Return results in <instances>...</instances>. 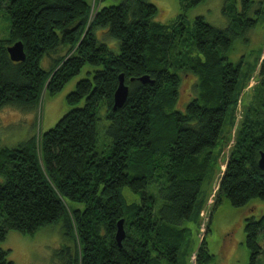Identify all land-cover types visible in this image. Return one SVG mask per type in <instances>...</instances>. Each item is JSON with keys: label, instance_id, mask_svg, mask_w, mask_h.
Instances as JSON below:
<instances>
[{"label": "trees", "instance_id": "obj_1", "mask_svg": "<svg viewBox=\"0 0 264 264\" xmlns=\"http://www.w3.org/2000/svg\"><path fill=\"white\" fill-rule=\"evenodd\" d=\"M201 1L189 0L185 6ZM2 4L9 13L10 31L8 38L0 39V108L35 106L43 91L55 94L84 64L99 68L91 77L79 79L66 96L69 104L84 99L82 106L70 109L39 135L15 147H0V240L10 229L31 234L61 220L75 241L71 264H178L187 232L184 221L190 219L202 183L218 159L213 150L230 109L233 143L215 203L226 198L241 206L253 197L264 200V170L257 164L259 151L264 150V49L254 97L240 100L239 122L234 91L242 65L224 55L234 35L256 25L258 17L248 15L253 0H240L239 10L234 0H224L225 28L200 15L190 28L181 14L167 25L153 22L157 8L148 0H121L104 7L91 0H0ZM97 27H107L118 39V53L98 41ZM187 28L191 32L184 40ZM15 41L23 45L21 61H12L6 50ZM192 43L203 57L198 55L188 67L197 75L206 103L194 98L181 112L173 109L180 78L167 66L186 67L174 62L183 60L181 46ZM50 53L56 57L45 70L40 60ZM121 73L128 94L114 110ZM143 75L150 81L141 82ZM101 102L112 137L107 154L96 150ZM150 182L162 199L157 209L155 194L147 192ZM124 188L138 194L139 200L128 201ZM66 199L83 208H70ZM120 219L124 237L118 245ZM244 231L249 264H255L262 250L257 237L264 232V216L246 218ZM8 253L0 249V264H14ZM195 257L196 264L212 257L204 236Z\"/></svg>", "mask_w": 264, "mask_h": 264}, {"label": "rangeland", "instance_id": "obj_2", "mask_svg": "<svg viewBox=\"0 0 264 264\" xmlns=\"http://www.w3.org/2000/svg\"><path fill=\"white\" fill-rule=\"evenodd\" d=\"M120 1L91 0V4L96 7H104L116 5ZM148 1L157 8L153 22L162 25L172 23L180 14L182 22L188 28L191 27L194 18L199 15L216 27L225 28L228 23V18L222 12L224 0H203L188 7L185 4L189 0H182L183 6L180 4L181 0ZM234 6L239 10L240 0H234ZM248 15L258 17L256 25L243 31L242 34L234 35L230 48L224 53L231 63L241 62L242 65L234 91V96L239 99L235 112L237 122L241 120L242 116L240 100L244 103L246 99L254 97L253 86L257 82L255 78H257L259 68L258 61L263 57L261 53L264 49V0H253ZM188 28L184 40L191 32ZM107 30V27H97L94 31L95 36L98 41L106 43L113 53H118L120 50L119 41L110 36ZM9 31V13L6 11L5 4H2L0 5V39L8 38ZM190 42L191 39L190 41L186 40L185 44ZM180 49L183 52L181 57L183 60L174 62V64L186 63L187 66L174 68L168 65L167 67L179 75L178 93L173 109L183 112L190 100L197 98L201 104H205L206 99L200 94L201 87L198 84L197 75L188 67L195 62L196 58H202L203 53L197 51L193 43L191 45L183 44ZM55 57V53L44 55L40 60L41 67L49 70L51 58ZM174 60L175 57L174 59L170 57L171 62ZM160 65L163 66L164 62L160 61ZM98 68L99 66L84 64L80 71L55 94L49 95L47 91H43L41 101L35 106L5 105L0 108V147H15L30 136H37L53 127L59 118L70 109L82 106L84 99L75 104H69L66 101V96L75 88L79 79L91 77L93 71ZM245 85L247 87H244ZM231 120L230 109L213 150L218 155V159L202 183L190 219L184 221L187 232L185 241L181 244L178 252V264H196L195 251L202 236L205 237L208 251L212 255L211 259L204 264H249V251L245 246V221L251 216L255 218L264 216V200L253 197L241 206L231 205L226 198L215 203L217 184L225 169L229 147L233 143V140H229ZM108 126L106 106L101 102L97 110L96 150L102 154H107L111 146L112 137L107 131ZM156 128L157 133H160L161 127L157 125ZM233 131L234 129H232L231 137H233ZM0 181H3L1 176ZM152 183L150 182L147 192L155 194V209H157L162 199L157 194L155 184ZM122 192L128 201L139 200V195L130 192L127 188H124ZM66 205L70 208H83L82 203L68 199H66ZM257 242L262 250L258 254L255 264H264V232L258 234ZM0 249L9 250L8 259L14 264H71L75 254V241L73 234L70 236L65 233L64 222L59 220L42 226L31 234H22L10 229L4 239L0 240Z\"/></svg>", "mask_w": 264, "mask_h": 264}, {"label": "water", "instance_id": "obj_3", "mask_svg": "<svg viewBox=\"0 0 264 264\" xmlns=\"http://www.w3.org/2000/svg\"><path fill=\"white\" fill-rule=\"evenodd\" d=\"M6 50L12 61H21L24 59V51L21 41H15L11 45H8L6 47ZM139 80L143 83L150 81L147 75L141 76ZM127 94H128V85L125 83L124 76L121 73L118 75V83L113 94L112 109L115 110L116 108H120L125 103ZM257 164L261 170H264V150L259 151ZM122 223H123L122 219L118 220L117 228L115 232V239L118 245H120L124 237V229Z\"/></svg>", "mask_w": 264, "mask_h": 264}]
</instances>
